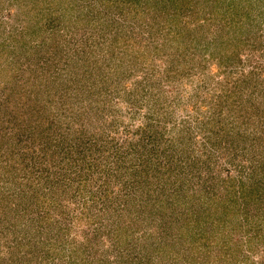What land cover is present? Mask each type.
<instances>
[{
	"label": "rangeland",
	"instance_id": "obj_1",
	"mask_svg": "<svg viewBox=\"0 0 264 264\" xmlns=\"http://www.w3.org/2000/svg\"><path fill=\"white\" fill-rule=\"evenodd\" d=\"M0 264H264V0H0Z\"/></svg>",
	"mask_w": 264,
	"mask_h": 264
}]
</instances>
